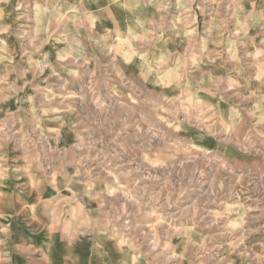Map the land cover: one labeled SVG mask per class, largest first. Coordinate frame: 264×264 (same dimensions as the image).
I'll list each match as a JSON object with an SVG mask.
<instances>
[{"label": "rangeland", "instance_id": "1", "mask_svg": "<svg viewBox=\"0 0 264 264\" xmlns=\"http://www.w3.org/2000/svg\"><path fill=\"white\" fill-rule=\"evenodd\" d=\"M0 236L264 264V0H0Z\"/></svg>", "mask_w": 264, "mask_h": 264}, {"label": "crops", "instance_id": "2", "mask_svg": "<svg viewBox=\"0 0 264 264\" xmlns=\"http://www.w3.org/2000/svg\"><path fill=\"white\" fill-rule=\"evenodd\" d=\"M19 243H21V245H17V249L13 250V254L9 255L4 244L0 242V264H52L49 260H53L54 257L51 255H45L48 257L47 259L39 250L34 248L33 245L23 244L22 241H19ZM61 258L63 264H70L71 259L69 253L64 252ZM82 260L84 259H81V261ZM83 264H85L84 261Z\"/></svg>", "mask_w": 264, "mask_h": 264}]
</instances>
